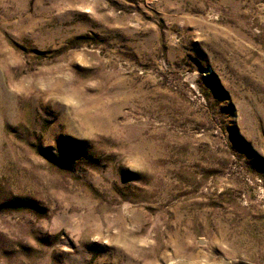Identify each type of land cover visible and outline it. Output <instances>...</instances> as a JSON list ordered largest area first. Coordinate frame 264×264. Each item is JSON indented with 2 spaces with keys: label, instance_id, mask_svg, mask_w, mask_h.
Segmentation results:
<instances>
[{
  "label": "rangeland",
  "instance_id": "obj_1",
  "mask_svg": "<svg viewBox=\"0 0 264 264\" xmlns=\"http://www.w3.org/2000/svg\"><path fill=\"white\" fill-rule=\"evenodd\" d=\"M0 264H264V0H0Z\"/></svg>",
  "mask_w": 264,
  "mask_h": 264
}]
</instances>
